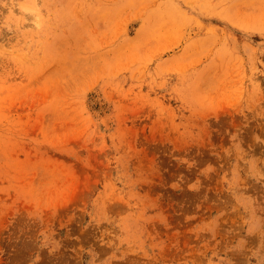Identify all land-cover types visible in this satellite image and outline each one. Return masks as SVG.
I'll return each mask as SVG.
<instances>
[{
  "label": "rangeland",
  "instance_id": "1",
  "mask_svg": "<svg viewBox=\"0 0 264 264\" xmlns=\"http://www.w3.org/2000/svg\"><path fill=\"white\" fill-rule=\"evenodd\" d=\"M0 264H264V0H0Z\"/></svg>",
  "mask_w": 264,
  "mask_h": 264
}]
</instances>
